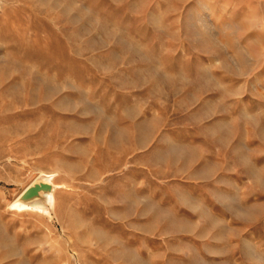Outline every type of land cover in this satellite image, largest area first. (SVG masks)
Wrapping results in <instances>:
<instances>
[{
	"label": "rangeland",
	"instance_id": "rangeland-1",
	"mask_svg": "<svg viewBox=\"0 0 264 264\" xmlns=\"http://www.w3.org/2000/svg\"><path fill=\"white\" fill-rule=\"evenodd\" d=\"M0 264H264V0H0Z\"/></svg>",
	"mask_w": 264,
	"mask_h": 264
},
{
	"label": "water",
	"instance_id": "water-1",
	"mask_svg": "<svg viewBox=\"0 0 264 264\" xmlns=\"http://www.w3.org/2000/svg\"><path fill=\"white\" fill-rule=\"evenodd\" d=\"M38 181L36 183V181ZM33 180L32 182H30L28 185L21 193L20 195H18L16 197V199L14 201H17V202H25L27 201L28 198H31V197H36V200H39L41 202H44L45 201V198L43 196V194L41 195H37L39 194L40 191H45V192H50L52 190V186L50 184H47V183H41L39 182L40 179H39V176ZM45 205V204H44Z\"/></svg>",
	"mask_w": 264,
	"mask_h": 264
},
{
	"label": "bare ground",
	"instance_id": "bare-ground-1",
	"mask_svg": "<svg viewBox=\"0 0 264 264\" xmlns=\"http://www.w3.org/2000/svg\"><path fill=\"white\" fill-rule=\"evenodd\" d=\"M199 17V16H198ZM39 179H40V181L39 182H41V183H46V182H44L45 180H43L44 178L41 176V177H39ZM36 181V180H35ZM34 182V181H33ZM38 181H36V183H37ZM31 184V183H30ZM29 184V185H30ZM48 184V183H47ZM51 185V184H50ZM52 186V185H51ZM54 190V187L52 186V190L50 191V192H45V191H40L39 192V194H37L38 196L39 195H41V194H43V196H44V198H45V201L44 202H41V201H39V200H36V197L34 196V197H31V198H28L27 199V201H26V203L25 202H17L16 201V203L17 204H24V205H26V206H28V207H33V206H35V205H38V204H40V205H42V206H44V204H47L46 203V196L47 195H49L50 196V194H52V191Z\"/></svg>",
	"mask_w": 264,
	"mask_h": 264
}]
</instances>
